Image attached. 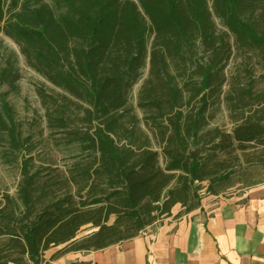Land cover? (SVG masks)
<instances>
[{"label":"trees","instance_id":"trees-1","mask_svg":"<svg viewBox=\"0 0 264 264\" xmlns=\"http://www.w3.org/2000/svg\"><path fill=\"white\" fill-rule=\"evenodd\" d=\"M54 1L57 15L44 0H0V33L51 84L45 124L71 151L63 167L32 165L1 97L0 128L26 153L15 194L0 188V264L102 249L177 204L175 216L264 181V0ZM20 77L0 67L1 80ZM223 110L229 129L212 123Z\"/></svg>","mask_w":264,"mask_h":264},{"label":"crops","instance_id":"crops-1","mask_svg":"<svg viewBox=\"0 0 264 264\" xmlns=\"http://www.w3.org/2000/svg\"><path fill=\"white\" fill-rule=\"evenodd\" d=\"M171 215L137 236L98 250L70 251L48 264H264V181L223 195H204L200 206Z\"/></svg>","mask_w":264,"mask_h":264},{"label":"rangeland","instance_id":"rangeland-1","mask_svg":"<svg viewBox=\"0 0 264 264\" xmlns=\"http://www.w3.org/2000/svg\"><path fill=\"white\" fill-rule=\"evenodd\" d=\"M44 1L51 6L55 15L61 11V7L54 0ZM8 65L17 66L21 77L15 83H8L0 78V99L1 97L6 98L12 108L17 130L22 137H28L29 152L26 156L30 157L32 165L50 163L63 167L69 162L71 151L64 143H57L56 140L62 136L60 133L55 135L49 133L45 124L44 110L40 104V91L51 87V84L28 67L19 53L17 44L0 33V67ZM139 84L140 81L132 89L131 103L133 104H135ZM212 123L227 129L231 126L225 110L219 113ZM25 153V150H11L6 134L0 128V188L12 195L16 192L20 179V162ZM89 231L90 229H84L78 236Z\"/></svg>","mask_w":264,"mask_h":264}]
</instances>
